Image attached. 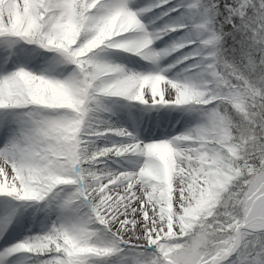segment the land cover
I'll use <instances>...</instances> for the list:
<instances>
[{"label": "snow or ice", "instance_id": "6c2138e0", "mask_svg": "<svg viewBox=\"0 0 264 264\" xmlns=\"http://www.w3.org/2000/svg\"><path fill=\"white\" fill-rule=\"evenodd\" d=\"M0 264H264V0H0Z\"/></svg>", "mask_w": 264, "mask_h": 264}]
</instances>
